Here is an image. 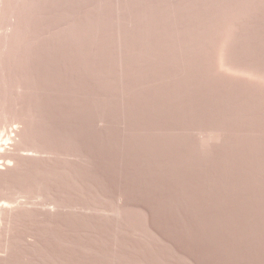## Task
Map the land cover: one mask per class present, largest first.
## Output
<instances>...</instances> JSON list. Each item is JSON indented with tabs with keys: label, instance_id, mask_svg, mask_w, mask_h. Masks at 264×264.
I'll list each match as a JSON object with an SVG mask.
<instances>
[{
	"label": "rangeland",
	"instance_id": "rangeland-1",
	"mask_svg": "<svg viewBox=\"0 0 264 264\" xmlns=\"http://www.w3.org/2000/svg\"><path fill=\"white\" fill-rule=\"evenodd\" d=\"M5 1L0 264H264V0Z\"/></svg>",
	"mask_w": 264,
	"mask_h": 264
},
{
	"label": "bare ground",
	"instance_id": "bare-ground-1",
	"mask_svg": "<svg viewBox=\"0 0 264 264\" xmlns=\"http://www.w3.org/2000/svg\"><path fill=\"white\" fill-rule=\"evenodd\" d=\"M4 1H5V0H4ZM8 1H9V0H7V2H8ZM1 2H2V1H1ZM12 2H14V1H12ZM12 2H9V3H12ZM5 3H6V1H5ZM2 4H3V2H2ZM6 4H7V3H6ZM7 5L10 7L9 4H7ZM20 27H21V26H20ZM20 27H19V28H20ZM17 28H18V27H17ZM19 28H18V30H19ZM15 29H16V28H15ZM20 43H21V42H20ZM20 43H19V44H20ZM20 45H21V44H20ZM22 46H23V45H22ZM14 47H15V46H14ZM183 66H184V65H183ZM179 70H181V69H179ZM182 72H183V71H182ZM183 73H184V72H183ZM183 76H184V75H183ZM177 78H178V77H177ZM185 79H186V78H185ZM183 83H184V82H183ZM185 83H186V82H185ZM185 83H184V84H185ZM193 85H194V84H193ZM224 85H225V84H224ZM187 86H188V85H187ZM195 87H196V86H195ZM211 88H212V87H211ZM221 88H222V87H221ZM201 89H202V88H201ZM201 89H200V90H201ZM205 89H206V88H205ZM232 89H233V88H232ZM190 90H191V89H190ZM230 90H231V89H230ZM235 90H236V89H235ZM211 91H212V90H211ZM220 91H222V90H220ZM233 91H234V90H233ZM187 92H188V91H187ZM202 92H203V91H202ZM242 92H243V91H242ZM213 93H214V92H213ZM217 93H218V92H217ZM220 93H221V92H220ZM220 93H219V94H220ZM224 94H225V92H224ZM231 94H233V93H231ZM236 94H237V93H236ZM1 95H2V94H1ZM220 96H221V95H220ZM225 97H226V96H225ZM249 97H250V96H249ZM230 98H231V97H230ZM233 98H234V97H233ZM1 99H2V98H1ZM231 99H232V98H231ZM238 99H239V98H238ZM233 100H235V99H233ZM238 101H240V100H238ZM241 101H242V100H241ZM1 135H2V134H1ZM6 138H7V137H6ZM1 139H2V137H1ZM1 139H0V140H1ZM9 139L11 140V138H8L7 140H9ZM12 139H13V138H12ZM3 140H4V138H3ZM7 140H6V141H7ZM6 143H7V142H6ZM1 145H2V144H1ZM3 160H4V159H3ZM4 161H5V160H4ZM1 162H2V161H1ZM1 162H0V163H1ZM8 162H9V161H8ZM10 162H11V161H10ZM2 164H3V163H2ZM7 164H8V163H7ZM7 164H6V165H7ZM3 165H4V164H3ZM7 166H9V164H8ZM6 202H7V201H6ZM16 202H17V201H16ZM18 202H19V201H18ZM2 204H4V203H2ZM4 205H5V204H4ZM11 205H12V204H11ZM11 205H10V207H11ZM15 205H16V204H15ZM2 206H3V205H2ZM20 206H21V205H20ZM20 206H19V207H20ZM5 207H7V206H5ZM7 208H8V207H7ZM4 211H5V210H4ZM9 212H10V211H9ZM0 218H1V217H0ZM1 223H2V222H1Z\"/></svg>",
	"mask_w": 264,
	"mask_h": 264
}]
</instances>
